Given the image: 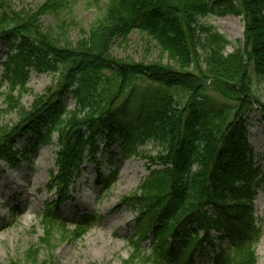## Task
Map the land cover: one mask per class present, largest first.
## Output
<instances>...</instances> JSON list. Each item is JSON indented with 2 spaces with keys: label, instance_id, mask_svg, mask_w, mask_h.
Returning a JSON list of instances; mask_svg holds the SVG:
<instances>
[{
  "label": "trees",
  "instance_id": "16d2710c",
  "mask_svg": "<svg viewBox=\"0 0 264 264\" xmlns=\"http://www.w3.org/2000/svg\"><path fill=\"white\" fill-rule=\"evenodd\" d=\"M105 1L103 13L75 46L41 30L35 14L0 5V42L8 44L1 95L10 101L29 91L32 72L53 75L19 122L0 128V160L15 157L23 133L33 131L40 145L56 135L57 171L51 180L61 199L86 162L98 165L99 150L117 146L125 159H145L149 171L122 200L137 213L127 263L192 264L210 246L215 264H256L264 227L255 201L264 166L249 141L248 118L255 111L264 118L256 84L264 80V0ZM227 14L245 21L242 46L232 53L226 52L231 41L200 21ZM134 30L156 41L178 66L113 57L111 45ZM140 83L149 85L146 92ZM173 90L186 93L187 101L176 102ZM211 92L224 103L212 101ZM68 95L73 108L65 104ZM139 99L131 123L120 121L119 111L128 115ZM146 144L158 152L151 154ZM116 179L114 171L104 186L111 188ZM40 218L48 236L73 225L59 215L58 203ZM96 219L85 216L69 232L80 238ZM227 237L233 240L218 247L216 240ZM39 255L38 246L26 251L31 263H45Z\"/></svg>",
  "mask_w": 264,
  "mask_h": 264
},
{
  "label": "rangeland",
  "instance_id": "374dc122",
  "mask_svg": "<svg viewBox=\"0 0 264 264\" xmlns=\"http://www.w3.org/2000/svg\"><path fill=\"white\" fill-rule=\"evenodd\" d=\"M2 2L15 10L35 14L39 18L41 30L54 36L56 41L71 46H75L88 33L103 13L106 3L105 0H0V5ZM36 11L39 13H34ZM200 21L214 26L231 41L226 48L227 53L235 52L242 46L245 31L242 16H209ZM7 51V42L1 41L0 80L4 74L3 63ZM110 53L115 58L145 64L178 66L176 60L156 41L138 30L117 38L111 45ZM52 80L53 75L49 73L32 72L29 91L15 94V98L10 101L7 96L1 95L6 90L3 87L0 91V128L12 127L19 122L23 110L31 109L37 96L45 92ZM256 84L264 101V80L256 81ZM141 86L142 92H146L149 85L142 83ZM172 92L176 102L184 104L187 101L188 95L183 91ZM209 94L212 101L216 99V104L224 103L225 100L216 93ZM141 102L131 103L128 115L119 111V120L131 123L130 116L136 113ZM65 104L68 108L74 107L71 95L66 97ZM131 119L134 122V116ZM248 130L249 141L262 157L260 161L264 166V118L260 112L255 111L250 115ZM37 139L38 136L31 130L21 134L16 142L15 157L0 160V264H129L126 261L131 256L132 248L128 239L134 234L137 213L130 206L123 205L122 200L135 193L148 176L146 160L140 157L125 159L117 146L99 150V164L86 162L67 189L65 197L60 199L51 180L57 171L59 146L56 135L48 145L36 144ZM143 147L153 155L158 152V148L152 144ZM114 171L117 172V179L107 189L105 181ZM56 203L59 204V215L73 225L85 216L96 215L91 230L76 238L69 232L74 229L70 225L68 231L53 230L48 236L40 217L48 205ZM255 210L264 227V184L255 201ZM232 240L231 237L223 241L217 239V246L225 247ZM151 244L152 237L144 242L147 248ZM32 246H38L40 260L45 263H31L26 259V251ZM216 254L207 246L196 253L192 264H215L213 257ZM256 254V264H264V236Z\"/></svg>",
  "mask_w": 264,
  "mask_h": 264
}]
</instances>
